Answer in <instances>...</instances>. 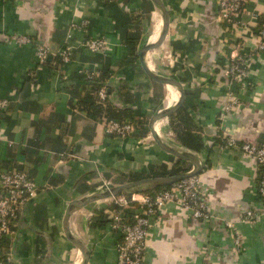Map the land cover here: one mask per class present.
Returning a JSON list of instances; mask_svg holds the SVG:
<instances>
[{"label": "crops", "instance_id": "1", "mask_svg": "<svg viewBox=\"0 0 264 264\" xmlns=\"http://www.w3.org/2000/svg\"><path fill=\"white\" fill-rule=\"evenodd\" d=\"M163 2L170 14L166 38L149 51L147 63L156 73L179 80L185 100L181 118H174L176 126L166 117L156 122L158 129L155 123V130L165 144L198 158V187L211 217L200 220L174 203L162 205L150 219L145 261L264 264V198L257 193L262 165L239 149L218 145L230 136L239 143L264 142V49L255 51L246 84L231 82L226 71L230 58L256 49L264 0H248L235 27L218 19L216 0ZM117 16L119 24L128 25L125 34L140 35L136 52L160 18L151 0H0V98L10 99L0 120V171L24 170L38 185L36 197L23 206L11 233L0 242V251L10 252L14 264H80L82 254L63 230L69 202L103 189L105 182L121 184L115 180L149 175L162 165L169 169L178 159L157 145L149 127L152 114L173 103L176 92L173 89L170 98L169 86L151 80L138 54L133 62L126 61L128 49ZM81 20H88V28H71ZM14 32L31 35L53 50L70 34V61L60 66L52 62L51 67L37 64L31 45L11 43L9 34ZM98 36L107 42L104 54L82 48L85 37ZM83 66L106 67L109 94L104 105L132 112L140 121L127 137L106 134L104 122L113 118L81 105L95 99L77 74ZM31 70L35 81L29 79ZM229 89L239 103L226 112ZM191 136L201 138V150L181 141ZM182 166L185 171L193 167L186 160ZM115 209L111 199L104 198L71 213V234L90 250L86 264H116L120 235L107 226ZM247 210L260 217L242 221ZM235 233L239 246L234 244Z\"/></svg>", "mask_w": 264, "mask_h": 264}, {"label": "built area", "instance_id": "2", "mask_svg": "<svg viewBox=\"0 0 264 264\" xmlns=\"http://www.w3.org/2000/svg\"><path fill=\"white\" fill-rule=\"evenodd\" d=\"M9 3L13 0H2ZM248 0H216L217 17L225 22L227 26L235 27L239 24V14ZM259 1V0H254ZM88 20L73 22L71 28L80 29L87 27ZM258 42L256 49L251 52L237 54L229 59L226 65L227 76L231 82L244 85L250 75V65L253 55L264 49V20L257 30ZM70 34H67L65 45L56 50L50 48L37 38L23 33L9 34V40L15 46L31 45L34 49L37 64L44 63L48 56H59L63 63H68L71 57V46L68 43ZM84 50L92 54H104L107 42L104 37H88L81 43ZM77 74L90 84L99 75L95 67H80ZM30 75L35 81L36 73L31 70ZM91 86V85H90ZM99 101H104L107 91L104 86L96 91ZM227 101L224 106L226 112L230 111L239 103L234 90L226 92ZM10 105L8 97L0 98V120ZM133 125L128 121L117 119H106L104 131L106 134L119 137H127L133 132ZM220 149H239L247 157L264 166V142L251 144L249 142H237L234 137L221 138L218 143ZM109 182L104 183V188L109 187ZM38 185L24 170L6 169L0 171V242L11 233L13 222H15L23 206L36 197ZM257 193L264 198V170L257 183ZM111 202L116 208L107 226L118 232L119 241L115 245L116 264H148L144 258L145 241L151 225V217L158 209L166 203H174L179 209L189 211L193 217L200 220H208L211 216L207 210L205 201L200 195L198 187V175H192L172 183L169 187L156 191L153 194L137 193L130 195H118L111 197ZM260 215L254 210H247L242 221L255 222ZM230 226V224H227ZM235 246L240 245V236L235 233ZM0 264H14L10 252L0 251Z\"/></svg>", "mask_w": 264, "mask_h": 264}, {"label": "water", "instance_id": "3", "mask_svg": "<svg viewBox=\"0 0 264 264\" xmlns=\"http://www.w3.org/2000/svg\"><path fill=\"white\" fill-rule=\"evenodd\" d=\"M151 1L158 9L161 22L159 24L154 25V28L149 34L150 36L153 32L158 30L157 39L153 42H149V36H148V40L139 46L137 51L139 62L141 64L143 71L151 80L165 86H172L179 93V97L176 100V102L171 106L161 108L160 110H157L155 113H153L149 120V127L151 129V134L155 142L160 148H162L167 153L173 155L178 159L191 162L193 167L188 171H184L176 174L145 177L121 184L112 185L107 188H103L97 192H94L81 199H76L69 202L63 216V230L67 240L81 252L82 261L80 264H86L90 255V250L87 248V246L84 243L77 240L69 230V217L74 210L99 199L111 198L118 195L144 193L149 190H154L155 188L158 187L169 186L172 183L177 182L181 179L198 174L202 168L201 163L194 154L187 151L178 150L173 146L165 144L157 136L155 130V123L157 121L169 117L170 115L176 113L181 108L185 100V90L182 83L179 80H177L172 76H163L156 73L154 70H152L149 67L147 63V54L149 53V51L158 48L166 38V34L169 26V16H170L169 10L167 9L163 0H151ZM49 57L50 56H48V59Z\"/></svg>", "mask_w": 264, "mask_h": 264}, {"label": "trees", "instance_id": "4", "mask_svg": "<svg viewBox=\"0 0 264 264\" xmlns=\"http://www.w3.org/2000/svg\"><path fill=\"white\" fill-rule=\"evenodd\" d=\"M106 3H113L116 2V0H103ZM150 11L151 8L147 9L146 12L148 13L147 15V21L149 24H151L152 20H150ZM117 20V28L120 29V31L122 32V39L123 42L126 44V47L128 49V55L126 57V61L127 62H133L135 59H137V52H136V41L139 39L140 35L137 33H130V34H125L126 29L128 27L127 24H119V16L116 17ZM89 24L87 25L88 28ZM257 34V33H256ZM86 39V37L84 38ZM145 37H143L142 41H145ZM65 45V42L62 43V45H60V47H63ZM52 62H56L54 65L55 66H60L63 65L64 63L62 62V60L60 59L59 56H52V59L50 61L46 60L44 63H42L43 65L47 66V67H51L52 66ZM40 64V65H42ZM99 75L96 78V80L90 84V88L91 91L94 92V94L96 93V91L104 86L106 88L107 91V97L104 101H99L97 99V96L95 94V99L94 101H92L91 103H82L81 105L86 106V108L91 111L93 114H97V116H100L101 114H105L108 117H111L113 119H117L119 121H128L130 122L133 127H135L136 125L140 124V121L134 118V115L132 114V112H126V111H121V110H114L110 107V105H104L107 104L105 102H107L108 100V94H109V90H108V85L105 83V78L108 77V70L106 67L99 69ZM79 76V75H78ZM80 77V76H79ZM81 81L85 84V85H89V83H87L83 77H80ZM29 79L34 81L32 76H29ZM186 105V104H185ZM184 105V106H185ZM185 108V107H183ZM174 118H181V110H179L176 114H173L171 116H169L170 122L171 124L175 127L176 125L174 124ZM181 141L186 142H192L193 145H195V149L197 151L201 150L203 148V145L201 142V138H199L198 136H191L189 137V140L185 139V138H181ZM174 159L171 156V160ZM183 160L181 159H175L173 166H171L169 169L167 168L166 165H162V167L159 170H151L149 175H143L141 173H137V174H131L128 175V178H118L117 180H115L116 183H123L124 181H132V180H137V179H141L143 177H147V176H164V175H171V174H176V173H180V172H184L185 170H187V168H184L182 166ZM262 168V172L264 170V166L261 167ZM169 186H164V187H158L155 188L154 190H149L146 191L144 193H149V194H153L158 190L167 188ZM100 221V220H99ZM108 222V221H107Z\"/></svg>", "mask_w": 264, "mask_h": 264}, {"label": "bare ground", "instance_id": "5", "mask_svg": "<svg viewBox=\"0 0 264 264\" xmlns=\"http://www.w3.org/2000/svg\"><path fill=\"white\" fill-rule=\"evenodd\" d=\"M161 22V19L160 18H158V22L156 23V24H159ZM156 32H158V30L156 31ZM154 33L155 32H153L150 36H149V42H153V41H155L156 39H157V37H158V33H157V35H154ZM149 55V54H148ZM172 87V86H171ZM170 86H169V90H170V93H169V97L173 94V91L175 90V92H176V99L174 100V102L178 99V97H179V93L176 91V89L175 88H171ZM174 89V90H173ZM174 95V94H173ZM171 96L170 98H172V97H174V96ZM173 102V103H174ZM173 103H165L167 106H171ZM159 123V122H158ZM158 123H156V129H158Z\"/></svg>", "mask_w": 264, "mask_h": 264}, {"label": "rangeland", "instance_id": "6", "mask_svg": "<svg viewBox=\"0 0 264 264\" xmlns=\"http://www.w3.org/2000/svg\"><path fill=\"white\" fill-rule=\"evenodd\" d=\"M158 10V9H157Z\"/></svg>", "mask_w": 264, "mask_h": 264}]
</instances>
